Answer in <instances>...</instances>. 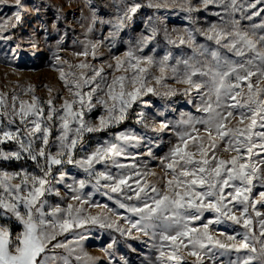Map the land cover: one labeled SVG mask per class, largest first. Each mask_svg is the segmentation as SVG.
I'll list each match as a JSON object with an SVG mask.
<instances>
[{"label":"snow or ice","instance_id":"1","mask_svg":"<svg viewBox=\"0 0 264 264\" xmlns=\"http://www.w3.org/2000/svg\"><path fill=\"white\" fill-rule=\"evenodd\" d=\"M262 4L264 0H200L201 7H197L192 0H110L105 5L111 10L107 19L98 15L96 7L90 8L89 31L96 23L107 25V36L103 41L84 42V51L75 55L87 57L91 49L95 59L105 41L110 49L115 48L139 11L151 9L152 14L143 21L144 29L134 41H123L127 50L112 58L114 65L107 64L108 69L123 74H113L109 79L104 66L80 63L75 67L90 69L92 74L81 72L77 76L69 72V80L62 69H57L71 96L59 106L56 97L41 101L33 94L29 102L13 94L9 107L5 96L0 95V163L30 161L35 169L7 171L0 167V264H72L73 259L77 264H97L98 258L82 246V241L88 239L84 234L68 241L58 239L85 225L149 244L157 255L155 260L144 255L142 264H186L181 253L195 257L192 264H204L205 259L216 264L225 256L229 258L220 264H264V211L257 207H264V7H258ZM209 5L223 9V13H211L220 18V23H212L206 30H162L166 44H186L194 53L177 59V65H184L182 74L177 67L169 69L170 53L159 60L141 55L161 32L158 25L164 21L157 15L159 10L178 8L186 14L184 19L195 23L191 14L207 11ZM4 7L11 12L0 15V40L7 41L13 37L5 33L16 29L33 9L25 0H0V12ZM257 17L261 18L259 22H253ZM245 20L251 23L242 27ZM196 32L237 59L198 44ZM172 33H176L175 38ZM29 43L37 47L35 41ZM209 55L214 63L207 60ZM55 60L61 58L57 55ZM153 67L160 75L150 72ZM169 70L177 83L188 85L183 91L185 96L192 89L197 91L199 102L194 106L200 115L181 112L176 121L157 123L155 117L149 119L146 112L135 110L136 106L152 107L143 97L148 93L161 96L152 81L168 88L162 81ZM197 76L206 79H194ZM24 92L34 93L33 86ZM175 94V89L168 88L162 95ZM98 109L100 115L95 121L87 118ZM133 112L134 123L153 136L133 129L112 131ZM163 115L156 112L157 117ZM233 118L237 124L228 126ZM104 132L110 138L97 140L87 150L86 138ZM166 132L175 140L170 139L167 152L157 157L154 148L164 142L161 137ZM9 142L13 148L2 147ZM221 143L224 152L235 155L227 160L220 158L217 152ZM141 147L146 151H129ZM77 152L82 155L77 156ZM138 156L160 160L163 175L159 184L147 179L156 174L148 170L146 162L140 167L120 161L121 157L135 161ZM100 164L104 165L103 171L96 167ZM65 165L82 172L83 178L69 176L63 170ZM69 179L72 183L66 182ZM58 185L67 190L63 195ZM88 185L93 191L85 195L83 190ZM257 188L262 189L258 194L254 193ZM95 194L112 201L115 208L94 201ZM52 196L74 203L53 204L48 199ZM88 208L102 211L91 215ZM118 209L130 215H122ZM206 213L212 216L206 218ZM120 220L127 227L121 226ZM225 223L238 229L234 228L232 234L220 232L223 239L212 234V225ZM17 227L20 230L14 232ZM133 231L137 235L133 236ZM118 242L112 236L102 249L108 264H117L111 250ZM128 247L137 251L131 244ZM58 249L66 254H59ZM242 251L246 253L243 256ZM233 252L235 258H231ZM118 264H129V260L120 256Z\"/></svg>","mask_w":264,"mask_h":264},{"label":"rangeland","instance_id":"2","mask_svg":"<svg viewBox=\"0 0 264 264\" xmlns=\"http://www.w3.org/2000/svg\"><path fill=\"white\" fill-rule=\"evenodd\" d=\"M102 7H98L93 0H25V3L28 4L29 8H32L33 11L28 14L23 22L14 30L6 32L5 35H11L13 39L11 40H0V95H4L7 104L10 107L12 105L11 97L13 94L18 95L19 100H27L31 102V97L34 94L41 101H46L51 97H56L55 104L59 106L64 99H71V96L64 85V82L59 78V71L57 69H62L66 78L71 80V76H67L69 72L75 73L77 76L81 72H85L88 75H91L90 69H80L75 67V65L80 63H88L93 65L96 68L104 66L105 73L109 76V79L113 74L121 75V72H114V69H108L107 64H115V61L112 59L114 56H122L123 53L127 50L128 45L123 41H134L135 37L144 29L143 21L146 16L151 15L153 10L144 8L139 11V13L134 17V23H130L129 27L124 30L121 34L122 38L117 42L115 48H109L108 42L105 41L98 50L97 56L94 59L91 55V49H89V55L87 57L82 55H75V53H80L84 51V42H97L103 41L104 37L107 36L109 32V26L101 25L96 23L92 26V30L89 31V23L91 21L90 8L96 7L98 15L107 19L110 15L111 10L105 7L106 4L110 3V0H100ZM11 2V0H10ZM144 2V0H140ZM193 4L197 7H201L200 0H192ZM258 7H264V4L259 5ZM39 9L37 13L35 9ZM11 9L4 7L0 15H9ZM212 12H221L223 9L214 5H209L207 11H198L191 14L192 19L195 21L193 23L190 20L184 19L185 13L181 12L178 8H169L161 9L158 11L157 15L164 21L163 24H159L158 27L161 29L160 34L157 36L158 40L153 41L148 48L144 50L141 55L153 56L155 59L159 60L161 57L170 53L169 59L167 61L169 69L171 67H177L180 74L183 73L184 65H177L178 58L186 59L188 56L194 55L192 49L185 45H168L163 40V28L167 27L171 32L173 28L176 29H189L194 30L195 28H200L206 30L212 23H220V18L214 15H211ZM236 18H239L237 14ZM261 18L257 17L253 22H259ZM249 21H242L241 26H247ZM196 36V42L198 44H205L209 48L217 49L221 54L229 56L231 59H237L233 56L232 53H228L226 49L221 48L216 45L214 41H208L206 38L201 35L199 32L194 33ZM175 38L176 33H172ZM61 38H63L61 42ZM29 40L35 41L37 47L33 48L29 43ZM155 48L156 51L153 52L152 49ZM59 56L61 60L57 62L55 56ZM210 63H214L211 56L206 57ZM197 59L203 60V57L197 56ZM67 61L68 63H63ZM72 65L73 67H69ZM150 72L153 75H160L158 68L153 67L150 69ZM196 80L206 79L204 77H194ZM264 83V82H262ZM162 84H167L168 88L175 89L176 94L170 97H164L162 94L168 90L162 85H156L155 81H152V85L158 89L161 93V96H155L151 93H148L144 100H147L152 105L151 108H146L142 106H136V111H144L147 114L149 119L155 117V122L160 120H172L176 121L180 118L181 112H191L193 115H200L196 112L195 104L199 102V94L195 89H192L187 96L183 94V91L188 87L186 84L177 83L176 79L173 78V73L169 70L165 73V79L162 81ZM29 86H33L34 93L29 92L25 93L24 89H27ZM51 89V92H49ZM87 90V89H85ZM245 91L247 88L245 87ZM181 97H187V100H181ZM192 100L193 103H189V100ZM19 100L17 101V107H19ZM46 107V106H45ZM163 112L164 115L161 117L156 116V112ZM100 115V110H96L90 114L89 119L95 121L96 117ZM131 119L134 121L136 119L135 112L131 114ZM6 123V121H5ZM18 123V121H17ZM237 124V120L233 118L228 126H233ZM243 126V125H241ZM126 129H133L139 134H147L153 136L154 134L150 131H146L142 126L133 127L128 125ZM259 130V129H257ZM162 140L164 141L159 148H154L155 155L157 157H162L165 152L168 150V141L175 140V137L171 136L170 133L166 132L162 134ZM106 137L98 139L103 141ZM97 143V140L93 141L87 150ZM6 150L13 148L14 146L4 145L2 146ZM54 151V149H53ZM133 154L137 152H144L146 149L141 147L140 149H129ZM82 155V153L77 152V156ZM217 155L223 159H230L231 155L235 153H229L223 151V144L220 145V150L217 152ZM198 158V157H197ZM121 163L131 164L136 163L140 167H143L145 162L147 163L148 170L154 172L155 176H148L147 179L153 183H160L159 177L163 175V172L160 167L159 159H151L146 156H138L135 161L121 157ZM13 163V164H12ZM0 167L6 169L7 171H18L21 167L26 168L28 171H33L34 165L31 162H4L0 163ZM98 170L103 171L104 165L100 164L96 166ZM64 171H66L69 176H75L77 179L83 178L84 174L79 172L77 169L73 168L71 165H65ZM113 172L116 169H112ZM17 181H14V183ZM67 183H72L71 179L66 181ZM60 188L61 194L63 195L67 191L63 185H58ZM262 189H254V193ZM86 195L88 192H92L93 189L91 185L86 186L83 190ZM51 203H62L66 205L67 203H74L71 200L60 201L58 197L52 196L48 197ZM93 200L99 202L100 204H107L109 207L115 208V205L112 201L107 200L106 197H102L98 194L93 196ZM261 211H264V207L260 205L257 206ZM87 211L91 215H96L100 213L102 209L100 208H88ZM122 215H130L126 213L123 209H118ZM239 213H237L238 215ZM211 213H206V218L211 217ZM113 220L117 218L115 216L111 217ZM121 226L127 227L122 220L118 221ZM238 229V226L232 225L229 226L228 223L221 225H212L211 230L212 234L218 238L220 232H227L229 234L233 233V229ZM20 229L14 228V232L19 231ZM77 234H84L88 239L82 241V246L89 255L97 257V264H108L107 258L105 257L103 248L111 242L113 232L107 229H99L98 227L92 225H85L82 229H73L69 233H65L63 236L59 237L60 240H72ZM117 239L121 241V237L118 233ZM137 235L133 231V236ZM142 240H146V237L141 236ZM150 243V242H149ZM126 244H131L132 247L136 248V252L131 250L127 251L125 247L118 242L114 249L111 251L114 252V261H119L120 256H124L129 260V264H142L143 256L147 255L155 260L157 252L149 247V244H143L138 240L130 239L126 241ZM57 252L61 255H65L63 249H58ZM245 252H241L240 255H245ZM184 256L186 264H192L195 260V257L188 256L186 253H181ZM237 254L231 253V258H235ZM229 257H220V260L216 264H220L221 260H226ZM72 264H77L73 259ZM204 264H213L212 261L205 259Z\"/></svg>","mask_w":264,"mask_h":264},{"label":"trees","instance_id":"3","mask_svg":"<svg viewBox=\"0 0 264 264\" xmlns=\"http://www.w3.org/2000/svg\"><path fill=\"white\" fill-rule=\"evenodd\" d=\"M93 2H94L98 7H102V4H101V1H100V0H93ZM130 23H134V20L131 21ZM157 38H158V37H157ZM157 38H156V40H158ZM180 99H181V100H187V97H181ZM128 125H131V126H133V127H134V126H135V127H140V125H137V124L134 123V121L131 119V115H130V118H129V119H127L125 122H123L120 126L114 128V129H112V131H113V132L121 131V130L127 128ZM103 137L110 138V137H108V134H107L106 132L89 135V136L86 138V148H88L89 145H90L93 141L98 140V139H101V138H103ZM5 145H8V146H14V145H13L12 143H10V142L7 143V144H5ZM2 146H4V145H2ZM29 162H30V161H29ZM12 164H13V163H12ZM113 235L116 236V237H118V235H116L115 232H113ZM129 240H130V239H126V238H124V237H121V241H119L120 244H122V245L125 247V249H126L127 251H129L130 249H129L128 245L126 244V241H129Z\"/></svg>","mask_w":264,"mask_h":264}]
</instances>
